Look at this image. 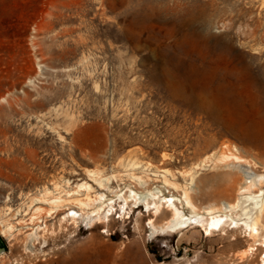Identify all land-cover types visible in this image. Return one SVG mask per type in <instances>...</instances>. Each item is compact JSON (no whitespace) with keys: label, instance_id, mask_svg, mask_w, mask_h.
Here are the masks:
<instances>
[{"label":"rangeland","instance_id":"374dc122","mask_svg":"<svg viewBox=\"0 0 264 264\" xmlns=\"http://www.w3.org/2000/svg\"><path fill=\"white\" fill-rule=\"evenodd\" d=\"M263 13L264 0H0V264H119L127 247H141L147 264H264V248L241 259L250 244L242 227L227 236L198 226L154 233L150 220L163 225L172 212L134 200L123 210L119 197L159 189L187 215L206 214L220 205L210 192L221 183L224 200H244L241 167L264 173V137L249 130L259 122L252 100L255 77H264ZM219 40L236 47L221 60L239 63L240 101L212 115L183 100L182 83L199 84ZM82 182L115 209L101 222L63 224L80 207L50 201Z\"/></svg>","mask_w":264,"mask_h":264},{"label":"bare ground","instance_id":"6f19581e","mask_svg":"<svg viewBox=\"0 0 264 264\" xmlns=\"http://www.w3.org/2000/svg\"><path fill=\"white\" fill-rule=\"evenodd\" d=\"M229 41L219 40L215 44H213L212 47H210L213 56H217V57L214 58V61H209V60L207 61V66L210 67V70L208 71L203 70L201 72L199 78L200 81L199 84L194 86L192 85L193 83H190V81L188 80L183 81L182 83L183 95H184L183 100L187 102L188 101L191 102L196 98L199 105L201 107H206L211 112L212 115L219 114V110L221 109L222 105L225 104L233 105V103L238 102L239 100L238 96L234 94L240 77V75L234 72V69L238 67L240 68V66L238 65L239 63L237 64L234 61V59L230 57V55L227 58L225 64H223L222 63L223 61L221 60L226 53L230 54L235 51L236 47H234L232 42ZM203 67H205V64ZM255 78L256 79L254 84V91L258 95L257 96L258 99L255 98L254 100H252V104L254 106L255 102L258 103L259 122L254 121L249 127V130L254 134H259L260 136L264 137V99H263L264 77L259 76ZM178 81L180 82V80ZM187 88L191 89L190 95H185L186 92L188 91ZM220 157L221 159H227L228 157L230 158L231 155L222 152V155ZM233 157L236 158L237 161L244 160L242 157L238 155H233ZM261 164L264 166L263 161L261 162ZM237 166H239V163L238 165L227 164L226 167L231 169L226 172L227 176L231 175V177H233L232 169ZM241 168L240 169L241 171H243L244 180L243 182L240 183L239 192L241 195H243L244 200L242 201L239 200L238 202H234V203L230 201L229 202L226 201L227 200L226 198L224 200L223 197L228 194L229 186L218 183L217 185H215V187L211 190L210 193L212 197L216 199V201H219L220 205L208 207L204 211V213L206 214L187 215L184 212V210L180 207L181 205L179 206L176 203V199L174 197L165 196L159 189L152 191L150 190L147 193L145 192L144 194L138 193L135 190L130 189L129 191L130 194L129 195L127 194L128 196H125L123 194L119 196L120 198H123L122 200L123 203L121 204V207L124 210L125 208H127L129 201L134 200V203L136 204L137 203L146 204V206L148 207L147 209L154 208L156 214L162 213L165 210V208L170 210L172 212L171 217L165 222V224L158 226L153 222V220H150L149 223H151L152 230L154 233H166L168 231L175 232V231L183 230L189 226L192 227L198 226L201 227L208 235H211L213 231L221 230L227 236L230 230H236L237 228L242 227L243 231L244 230L246 231L250 240L249 246H247V248H244L243 252L240 253L241 259H244L249 254L256 253V251L259 250L260 248H264V232H263L264 231V173H259L255 171L254 170L255 168L253 170H251L252 168H248V167H241ZM139 178L141 179L142 182L144 183L147 182V180L144 179V177L143 178L139 177ZM82 188H84V190L85 189L87 190L85 197L83 195L84 198L82 196L81 197L79 196L82 195L80 194ZM91 188L92 186L88 182H82L81 184L78 185L77 189L68 192L67 197H63L62 195H58L53 198L51 197L52 199L50 203H53L57 209H60L61 207L67 204H74V203L80 207V211L69 208L68 211L61 218V222H63V224L64 221H67L68 223L70 220H72L73 223H77L79 219L84 220L87 223H91L95 219H98L99 220L98 222H101V219L103 217L109 216L113 213V210L115 209L116 201L112 199L110 201H107L104 192L97 193L95 196L90 195ZM74 194H77L78 196L74 198H70ZM48 199H46V201ZM183 199L188 207H191L194 210L197 209L196 208L197 206L193 202L188 189H184ZM240 205L242 206L241 212H236L238 210V207H240ZM38 207L40 208V206ZM32 218H36V217L33 215ZM40 230H41V226H38L27 235L26 244L24 248L26 252L31 253L35 250L36 243L39 242L42 236ZM239 241H240L239 238L236 237L234 238L233 242H231V244H236ZM1 254L2 253H0V255ZM262 260L264 263V255L262 257ZM83 264H85V262Z\"/></svg>","mask_w":264,"mask_h":264},{"label":"crops","instance_id":"0c3cea01","mask_svg":"<svg viewBox=\"0 0 264 264\" xmlns=\"http://www.w3.org/2000/svg\"><path fill=\"white\" fill-rule=\"evenodd\" d=\"M128 249H130V252L127 256L122 255L119 264H147L146 258L148 259V255L141 247H127L124 252Z\"/></svg>","mask_w":264,"mask_h":264},{"label":"water","instance_id":"95a60500","mask_svg":"<svg viewBox=\"0 0 264 264\" xmlns=\"http://www.w3.org/2000/svg\"><path fill=\"white\" fill-rule=\"evenodd\" d=\"M7 251V244L3 237L0 235V253H5Z\"/></svg>","mask_w":264,"mask_h":264}]
</instances>
